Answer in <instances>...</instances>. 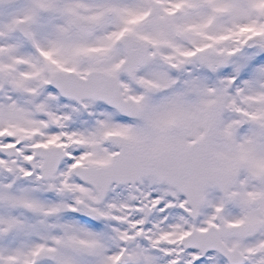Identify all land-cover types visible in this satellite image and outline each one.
<instances>
[{
    "label": "flooded vegetation",
    "instance_id": "1",
    "mask_svg": "<svg viewBox=\"0 0 264 264\" xmlns=\"http://www.w3.org/2000/svg\"><path fill=\"white\" fill-rule=\"evenodd\" d=\"M112 3L18 0L0 5V216L42 222L45 237L50 221L60 225V235L65 234L62 224H83L95 234L90 245L97 250L112 253L118 244L132 248L123 251V264H170L179 253L188 254L180 264L199 261L201 249L187 247L194 245L184 239L208 230L220 250L209 251L202 264L211 256L218 264H234L231 256L239 264H264V154L237 152V146L216 151L221 130L227 128L240 141L250 132L241 135L237 129L242 109L220 116L207 162L213 178L206 179L208 185L204 181L205 187L193 175L163 180L150 173L135 184H114L101 195L94 168L109 164L119 151L110 136L129 141L133 148L128 151L197 143L208 129L211 106L201 80L210 72L223 74L205 54L196 57L206 46L171 40V32L176 39L177 32L167 27L161 29L166 39L141 36L131 31L125 14L122 32L114 30ZM127 34L146 41L122 40ZM114 78L121 83L122 104L66 98L86 93L79 88L83 81H92L90 93L97 94L99 80ZM232 111L241 114L232 120ZM199 151L193 159L209 157ZM92 169L93 176L86 177ZM98 240L108 244L106 249ZM56 245L50 249L54 264L67 245L82 249L73 242Z\"/></svg>",
    "mask_w": 264,
    "mask_h": 264
},
{
    "label": "rangeland",
    "instance_id": "2",
    "mask_svg": "<svg viewBox=\"0 0 264 264\" xmlns=\"http://www.w3.org/2000/svg\"><path fill=\"white\" fill-rule=\"evenodd\" d=\"M111 9L117 15L113 25L118 28L114 30L122 32L125 23L122 19L127 14L126 19L128 18L130 29L133 28L131 31L135 34H150L166 39L161 29L167 27V30L181 33L183 40L198 46L211 45L217 50L226 49L231 52L233 55L226 71L218 76L205 74L201 80L202 88L209 90L210 100H214V95L217 98L224 94L228 108H242L245 111L243 114L254 126L242 141L237 140L236 135L227 128L221 130L217 138L220 148L216 146V151L219 149L228 152V147L235 151L237 146V152L264 154V126L259 123L264 121V46L245 48V43L250 38H258L264 44V0H113ZM100 13L98 11V16ZM171 25L173 28H170ZM170 39L177 40L174 32H171ZM191 87L197 88L195 85ZM232 112L231 119H237L239 113ZM33 202L39 209L40 204H36L34 200ZM3 208L10 214L8 207ZM41 223H29L22 216H0V264H30L38 252L44 249L56 250L58 241L67 244L75 242L82 249L79 253L67 245L60 250V258L55 264H111L112 260L113 263L119 260L121 252L129 249V253L132 252V248L122 244L115 245L118 251L112 253L95 249L94 245H90L91 239L96 238L95 234L89 232V229L85 230V226L77 222L76 226L70 225L72 222L62 224L65 234L60 235L57 233L60 225L50 221V234L45 237ZM111 241L115 242L113 238ZM97 243L103 249L108 246L103 241L98 240ZM79 254L83 256H78ZM186 259L188 254L179 253L169 262L180 264ZM217 259L211 256L203 264H218Z\"/></svg>",
    "mask_w": 264,
    "mask_h": 264
},
{
    "label": "water",
    "instance_id": "3",
    "mask_svg": "<svg viewBox=\"0 0 264 264\" xmlns=\"http://www.w3.org/2000/svg\"><path fill=\"white\" fill-rule=\"evenodd\" d=\"M9 1L12 2L14 0H9ZM249 45L254 46L255 42H252ZM212 53L213 51L210 50L209 54L211 56L213 55ZM222 54H225L224 64L226 66L231 58V55H228L226 52H223ZM222 66L224 65L222 64ZM95 97H97V99L102 101H106L107 99L106 96H101V95H97V96L95 95ZM111 97L114 99V101H118L121 98V91L118 83L114 86V92ZM224 104H225L224 100H217L213 104L209 133H207L206 136L202 139L201 144L204 143V145L206 146L208 142L211 144V139L215 132L217 117L223 111ZM116 143H118L121 149L123 148L122 142H116ZM122 150L121 153L117 155L113 163H111L106 167L99 168V176L110 180V182L106 185H111L113 182L124 184L127 181H132V180L133 182H135L137 181V179H139L142 175H144L147 172H157L160 174L162 179L165 178V180L171 178L173 170L177 173L179 177H182L187 172H191L196 176L202 175V171H200V168L192 165L195 159L193 158L190 159L189 157L184 158L183 157L184 155L183 156L179 155V157L177 156V153L179 152L185 154L193 153L194 151L192 149H185L183 151H179L177 149L168 148L153 153H144L141 151L140 154H136V155L123 154ZM208 152L211 153L210 146ZM199 236H195V240L197 239V241L199 242L200 241L204 242L203 238L207 237L204 234H201ZM46 259L47 260L51 259L49 254L45 252L40 253L38 257L35 259L34 263Z\"/></svg>",
    "mask_w": 264,
    "mask_h": 264
}]
</instances>
